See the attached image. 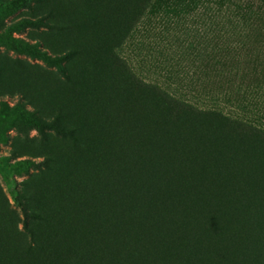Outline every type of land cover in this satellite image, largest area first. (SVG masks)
Masks as SVG:
<instances>
[{
    "label": "rangeland",
    "instance_id": "rangeland-1",
    "mask_svg": "<svg viewBox=\"0 0 264 264\" xmlns=\"http://www.w3.org/2000/svg\"><path fill=\"white\" fill-rule=\"evenodd\" d=\"M246 1L27 0L18 6L17 0H0V86L12 78L25 81L31 66L40 68L37 93L45 88L43 72L67 78L72 88L57 95L70 97V117L82 129L92 125L88 97L111 96L98 111L106 134L100 131L94 149L112 148L100 154L114 162L118 177L142 178L154 196H178L177 203L162 196L158 203L162 235L170 236L176 205L194 207L196 195L220 192L227 159L236 165L229 178L240 175L241 164L259 171L264 163V14L247 10ZM128 100L131 108H125ZM13 106L31 110L18 96H0V110ZM53 138L61 140L53 129L41 135L14 114L0 115V187L12 207L11 187L21 189L43 170L41 158H16L12 147L25 150L31 139L48 144ZM254 143L249 163L235 161ZM25 159L30 163L22 166ZM124 160L134 164L131 172L121 168ZM77 166L70 162L63 169L73 176ZM228 202V208L241 207ZM154 209L150 203L149 213ZM156 220L158 215L152 227ZM176 236H185L182 228Z\"/></svg>",
    "mask_w": 264,
    "mask_h": 264
},
{
    "label": "trees",
    "instance_id": "trees-1",
    "mask_svg": "<svg viewBox=\"0 0 264 264\" xmlns=\"http://www.w3.org/2000/svg\"><path fill=\"white\" fill-rule=\"evenodd\" d=\"M26 2L17 0V5ZM246 2L247 10L264 14V0ZM29 70L25 81L12 78L10 84L1 85L0 96H18L31 110L3 107L0 115L14 114L25 129L41 135L53 129L61 140L53 138L45 144L31 139L25 150L19 144L12 147L16 158H41L43 170L24 180L21 189L11 187L14 207L0 187V264H155L157 259L162 264H264V163L259 171L253 164H241L240 175L229 178L228 171L236 165L227 164V159L220 192L196 195L199 203L194 207L176 205L171 213L172 234L164 236L159 226L164 215L159 200L177 203L178 196H154L143 189L142 178L118 177L114 162L100 154L112 148L94 149L100 131L106 134L98 126V111L109 96L88 97L87 117L92 125L82 129L75 124L76 117H70V97L64 91L57 95L58 89L66 92L73 82L43 72L45 88H38L37 93L40 68L31 66ZM110 92L104 90L105 95ZM129 107L128 100L125 108ZM209 114L216 116L212 111ZM255 149L254 143L253 151L235 161L249 163ZM86 154L85 162L81 158ZM230 159L232 162L233 156ZM70 162L78 163L76 175H67L63 169ZM29 163L28 159L21 161L22 166ZM133 165L124 160L120 166L131 172ZM227 200L240 205L245 200L246 205L228 208ZM225 201V208H216V202ZM150 203L156 208L152 214ZM180 228L185 236L178 240Z\"/></svg>",
    "mask_w": 264,
    "mask_h": 264
}]
</instances>
